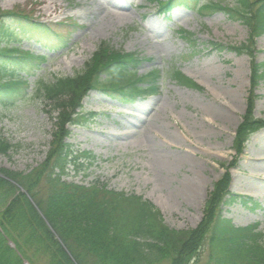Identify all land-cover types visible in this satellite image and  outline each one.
<instances>
[{"label":"rangeland","instance_id":"obj_1","mask_svg":"<svg viewBox=\"0 0 264 264\" xmlns=\"http://www.w3.org/2000/svg\"><path fill=\"white\" fill-rule=\"evenodd\" d=\"M162 2L0 0L2 12H19L45 22L56 34L39 44L24 38V21L9 22L17 31L20 50L46 59L37 70L21 71L26 82L24 95L0 103V138L11 145L6 156L0 155V169L27 174L43 163L57 112L37 95V82L73 76L105 43L144 58L138 75L158 70L160 93L126 102L90 92L81 102L83 119L68 128L66 143L78 156L88 152L94 160H79V170L68 168L62 180L85 188L96 184L151 204L157 199L168 210L163 214L153 205L173 230H189L199 223L212 184L225 173L222 166L226 168L232 161L234 130L245 110L250 78L248 57L210 49L208 43L238 47L249 31L222 12L199 13L182 7L166 13L160 9ZM203 2L234 6L232 0ZM99 5L102 7L97 10ZM182 31L194 36L195 48L181 38ZM256 50L255 61L264 63V35L256 40ZM14 66L19 71V65ZM175 70L202 91L188 90L173 80L170 74ZM15 79L20 80L18 75ZM255 94L254 116L264 120V82ZM229 172V190L241 201L224 207L223 216L239 228L258 223L264 233V129L248 138L242 156ZM189 177L201 193L191 206L186 203L185 191ZM253 188L263 192H253ZM44 193L40 185L37 194ZM253 203L258 207L253 209ZM206 260L204 246L191 264H205Z\"/></svg>","mask_w":264,"mask_h":264},{"label":"trees","instance_id":"obj_2","mask_svg":"<svg viewBox=\"0 0 264 264\" xmlns=\"http://www.w3.org/2000/svg\"><path fill=\"white\" fill-rule=\"evenodd\" d=\"M201 1L164 0L160 9L170 11L184 6L197 8L200 13L219 11L249 30L244 44L225 48L250 59V87L245 113L235 130L232 143L235 156L228 165L231 168L242 154L247 137L264 128V120L253 116L257 98L254 93L264 80V63L255 62V40L264 34V0H232V7L201 5ZM12 19L24 21L25 35L36 43L54 36L46 23L19 12L0 10L2 104L23 95L21 85L25 82L15 79L14 64L20 69L37 70L45 61L15 47L17 34L9 23ZM182 37L189 44L194 43L193 35ZM61 43L58 42L60 48ZM209 46L224 50L211 42ZM142 62L135 54H123L102 43L83 69L72 77L51 83L37 82V95L57 112V124L41 165L27 174L0 169V264H23V261L28 264H191L204 246L205 264H264V234L258 231V226L236 228L222 215L223 207L235 201L228 189L231 180L228 172L213 184L199 224L185 231L169 229L160 213L139 197L99 190L96 184L94 188H85L62 180L69 166L77 170L78 158L65 142L69 137L67 127L82 118L77 110L89 92L126 102L159 94V71L139 76L137 70ZM173 77L187 88L200 90L188 78L179 74ZM10 149L11 145L0 138V155L6 156ZM82 157L93 159L89 153ZM40 185L45 188L42 196L37 194ZM28 196L42 217L31 206ZM9 243L15 248H10Z\"/></svg>","mask_w":264,"mask_h":264},{"label":"bare ground","instance_id":"obj_3","mask_svg":"<svg viewBox=\"0 0 264 264\" xmlns=\"http://www.w3.org/2000/svg\"><path fill=\"white\" fill-rule=\"evenodd\" d=\"M102 7V5H99L97 7V10H99L100 8ZM163 166H165L164 163H162ZM252 190L253 192H260L262 193L263 191L260 189V188H253V189H250ZM185 191L187 192V196H188V201L186 202L187 205H194L196 202L199 201L200 199V196H201V193L199 191V188L196 186L195 184V180L191 177H189V179H187V183H186V187H185ZM205 195V192L203 194V196ZM177 197L179 198L180 196L177 195ZM151 200V199H150ZM152 203L156 206H158L161 210V212L164 214L165 211H167L168 209L160 202L158 201L157 199L155 200H151Z\"/></svg>","mask_w":264,"mask_h":264}]
</instances>
